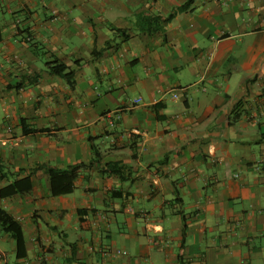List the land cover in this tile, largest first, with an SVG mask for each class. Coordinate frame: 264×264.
Listing matches in <instances>:
<instances>
[{
	"label": "crops",
	"instance_id": "1",
	"mask_svg": "<svg viewBox=\"0 0 264 264\" xmlns=\"http://www.w3.org/2000/svg\"><path fill=\"white\" fill-rule=\"evenodd\" d=\"M0 21V194L32 183L0 197L25 239L0 224V264H264V0H0Z\"/></svg>",
	"mask_w": 264,
	"mask_h": 264
},
{
	"label": "trees",
	"instance_id": "2",
	"mask_svg": "<svg viewBox=\"0 0 264 264\" xmlns=\"http://www.w3.org/2000/svg\"><path fill=\"white\" fill-rule=\"evenodd\" d=\"M193 0H190V4ZM0 31H1V21H0ZM40 51V49H39ZM41 51H43L41 49ZM79 63V62H78ZM47 72L50 75L59 77L65 80L68 85L74 86L76 81V71L72 70L64 61L54 58L53 61L45 63ZM97 155V154H96ZM79 166H72L66 170H57L50 168V188L53 196H63L69 195L74 192L75 182L77 179V171ZM32 191L31 180L25 179L20 182H15L9 185L7 188L1 191L0 197H12L17 194L30 193ZM0 224L3 230L9 233L17 244L18 255L21 256L25 248V239L22 225L17 222L13 216H11L7 211L0 210Z\"/></svg>",
	"mask_w": 264,
	"mask_h": 264
},
{
	"label": "built area",
	"instance_id": "3",
	"mask_svg": "<svg viewBox=\"0 0 264 264\" xmlns=\"http://www.w3.org/2000/svg\"><path fill=\"white\" fill-rule=\"evenodd\" d=\"M174 99H176V100L178 99V96H177V94H175V95H174Z\"/></svg>",
	"mask_w": 264,
	"mask_h": 264
}]
</instances>
